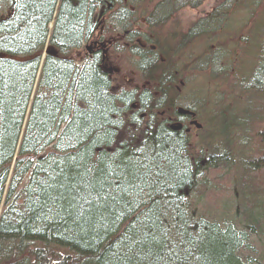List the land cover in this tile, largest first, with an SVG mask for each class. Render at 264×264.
I'll use <instances>...</instances> for the list:
<instances>
[{"label":"trees","instance_id":"obj_1","mask_svg":"<svg viewBox=\"0 0 264 264\" xmlns=\"http://www.w3.org/2000/svg\"><path fill=\"white\" fill-rule=\"evenodd\" d=\"M110 1L0 0V264H264V250L254 246L264 239V176L254 184L257 176L249 175L264 173V128L251 140L260 145L258 157L239 160L246 167L239 179L247 204L240 206L248 220L238 227L223 216L210 218V211L200 215L205 208L193 207L200 203L193 198L199 163L188 139L155 113L140 116L154 108L158 91L141 92L142 107L139 98L111 91L96 69V53H79L91 36L96 3ZM146 1H113L120 20L130 14V27L122 29L131 38L140 34L133 31L134 8ZM151 1L141 16L156 29L205 0ZM230 1L184 33L183 45L213 42L203 67L228 53L220 45L236 29ZM237 1L233 13L248 10L250 19L264 4ZM120 20L115 27L125 24ZM49 41L53 52L41 65ZM259 49L248 77L254 83L245 87L253 98L264 97V44ZM258 101H249V115ZM137 102L139 111L130 110Z\"/></svg>","mask_w":264,"mask_h":264},{"label":"rangeland","instance_id":"obj_2","mask_svg":"<svg viewBox=\"0 0 264 264\" xmlns=\"http://www.w3.org/2000/svg\"><path fill=\"white\" fill-rule=\"evenodd\" d=\"M113 1L102 4L103 6L97 8L96 14L93 16L95 20L103 18L110 25H106L110 44L116 42L117 33L121 34L125 30L122 29L123 27H130L129 23L131 22L130 14H127L124 19L118 18L119 14L115 9L117 6ZM221 1L223 0H205L198 8H184L183 11L180 10L173 15L168 23L156 29L148 27L141 16L143 12L147 11L146 8L152 6V1L147 0L146 4L137 5L138 8H134V12L139 16L137 18L139 24L134 25L133 31L145 32L148 37V46L150 44L156 46V55L155 53H143L140 54L142 55L141 59L137 50H126L123 47L118 49L119 47L116 45L110 53L111 63L106 60L105 56L102 61L108 64L104 65L107 71L104 74L111 81L110 87L117 90L118 94L127 96V99L139 98L143 107V103L146 104L147 99L146 97L142 98V91L138 90L139 87L146 86L148 82L151 88L158 91L153 94L156 100L152 99L151 101L154 108L151 110L142 109L144 111L141 113L145 112L144 117L155 113L157 114L156 118H160V113L163 112L161 110L166 109L167 105L172 106L174 113L182 109L188 110L193 115L191 118L184 117L180 120L185 128H188L186 138L188 139L189 152L193 156L192 160L194 162L198 160L199 163L197 190L193 193V198L198 199L200 203H195L193 207L199 211L205 208L203 214L200 215L208 217L207 212L210 211L214 214L210 218H217V215L219 218L223 216L228 223L240 227L242 225L239 223L243 224L248 219L244 212L245 208L240 206H245L247 203L243 201L241 193H244L242 190L244 185L239 179L246 173V167L243 163L239 164V160L243 157H258L261 152L260 145H256L255 142L251 144V140L254 139L255 132L264 128V97L253 98L249 89L245 88L254 83L253 77H248L262 57L259 45L264 44L263 37H260V32L264 28L262 27L264 4L257 8L256 13L254 12L250 19L248 10L235 15L233 7L237 6L239 1H230L229 18H234L232 21L230 20V24L233 22L236 29L232 28V34H228L225 37L227 41L220 45L221 50H227L228 53L225 54L222 62L203 67L206 57L211 56L210 51L215 48L214 45H211L213 42L195 38L190 45H183L184 33L191 24L208 14ZM118 20L127 25L115 27ZM55 24L54 21L50 23L51 31L55 28ZM92 24L91 36L80 47V55L90 54L96 34L99 36V32L102 31V27L99 31L94 20ZM242 38H245V41H240ZM50 44L51 41L45 45L41 55V65L44 64V59L53 52ZM206 46H209V49ZM176 49V53L173 54ZM161 57L163 60L159 61ZM197 66L202 67L198 68ZM114 67L119 68V73L113 71ZM101 72L103 73L102 68ZM40 91L41 87L38 84L35 86L33 103L38 101ZM143 99L144 102H142ZM250 100H260L261 102L258 101V108L253 109L249 115ZM183 115L185 114L181 116ZM46 152H42V155ZM249 175L254 178L257 176L254 184H258L264 173L258 172L257 175L255 173ZM14 176L13 174V178ZM11 185L7 184V187L11 188ZM5 197L6 195H4ZM1 216L0 210V218ZM254 246L258 251L264 250V239L259 243L254 242Z\"/></svg>","mask_w":264,"mask_h":264},{"label":"flooded vegetation","instance_id":"obj_3","mask_svg":"<svg viewBox=\"0 0 264 264\" xmlns=\"http://www.w3.org/2000/svg\"><path fill=\"white\" fill-rule=\"evenodd\" d=\"M102 4L103 3H101V2L96 3V5L99 7L103 6ZM93 20H94V22H96V26H98L99 31L101 30V27H102V31L99 32V36H97V34H96V38L92 43V49L89 52L90 54L89 53L88 54L91 55L93 53H96V69L99 72H101V67H103V65L105 63L104 61H102V58L105 56V57H107L106 60L110 61V53H112V48L116 45L119 47L118 49H121L122 47H123V49H126V50H128V49L134 50L135 49V50H137V54H139V55L143 54V53H151V54L155 53V55H156V51H157L156 46L152 45V44H150L148 46V37L146 36L145 32H141L139 34V36L136 38H131L129 32L123 30L121 34L117 33V40L118 41L116 40V42H114V43L112 42L110 44L108 41L109 35L107 36V33H106V25H108L107 21L104 20L103 18H100V19L97 18V20H95V17H93ZM108 26H110V25H108ZM98 28H97V30H98ZM114 29H113V32H114ZM116 30H118V29L116 28ZM162 60H163V58L161 57L159 61H162ZM110 63H111V61H110ZM113 71H115L116 73H119L120 70L118 67H116V68L114 67ZM102 74L108 79L107 75L104 74V72ZM108 80L110 81V79H108ZM110 83H111V81H110ZM138 90L142 91V92L144 91V94L148 95V90H151V87L149 86V83L147 82L146 86L143 85L142 87H139ZM111 91L114 92L115 89L112 88ZM131 106H132V104L130 105V108H132L133 111L140 109L138 104L135 105V107H131ZM161 111H163V112H161ZM161 111H160L161 113L159 112L161 116L160 115L159 116H160L161 121H164V125L166 128H168L169 130L175 131V133H181L185 136L187 135L188 128H185V126L180 122V120L184 117L191 118L192 114L180 113L179 111H175V113H174V110L172 109L171 105H167V108L163 109ZM144 113H142L140 116L144 117ZM182 114H185V115L181 116ZM178 122L181 125L179 126V129L174 130L171 126L174 125L175 123L179 124Z\"/></svg>","mask_w":264,"mask_h":264},{"label":"water","instance_id":"obj_4","mask_svg":"<svg viewBox=\"0 0 264 264\" xmlns=\"http://www.w3.org/2000/svg\"><path fill=\"white\" fill-rule=\"evenodd\" d=\"M89 51H90V48H89ZM104 62H105V61H104ZM106 64H107V62L104 63V65H106ZM104 65H103V67H101V68H102L103 72H107L106 69L104 68ZM107 65H108V64H107ZM179 112H180V113H190L188 110H182V109H180ZM179 126H180V125H178V124H174V125H172L171 127H172L174 130H177V129H179Z\"/></svg>","mask_w":264,"mask_h":264},{"label":"bare ground","instance_id":"obj_5","mask_svg":"<svg viewBox=\"0 0 264 264\" xmlns=\"http://www.w3.org/2000/svg\"><path fill=\"white\" fill-rule=\"evenodd\" d=\"M143 59H146V58H143Z\"/></svg>","mask_w":264,"mask_h":264}]
</instances>
